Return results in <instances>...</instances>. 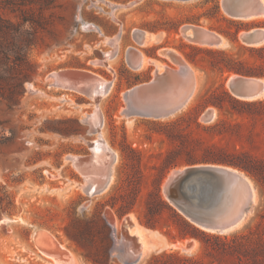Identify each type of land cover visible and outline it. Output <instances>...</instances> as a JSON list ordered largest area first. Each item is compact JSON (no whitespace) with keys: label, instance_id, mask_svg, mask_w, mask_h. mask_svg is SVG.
Masks as SVG:
<instances>
[{"label":"rangeland","instance_id":"rangeland-1","mask_svg":"<svg viewBox=\"0 0 264 264\" xmlns=\"http://www.w3.org/2000/svg\"><path fill=\"white\" fill-rule=\"evenodd\" d=\"M187 24L215 30L229 43H193L181 32ZM256 27L264 28V17L234 18L221 0H0V264H53L37 244L39 230L77 264H103L106 250L107 264H264V95L230 99L224 91L231 93L227 80L235 73L211 62L223 54L194 53L197 64L184 54L192 46L209 47L254 63L256 54L239 36ZM138 29L162 37L140 45ZM130 46L150 64L133 68ZM164 47L176 49L195 70L193 97L166 117L125 115L124 92L156 75L154 59L178 68L160 53ZM58 73L69 86L55 83ZM75 83L79 88L71 87ZM103 87V94H93ZM208 109L212 120L203 117ZM94 154L104 172L111 156L116 160L109 186L91 195L85 188L90 175L102 171L94 164L79 169L72 157ZM229 155L255 169L233 166L251 179L255 198L236 227L206 230L170 202L164 183L175 169L219 164L213 159ZM131 214L154 230L157 243L136 263L126 257L138 244L123 250L113 240L126 233L123 219Z\"/></svg>","mask_w":264,"mask_h":264},{"label":"water","instance_id":"water-1","mask_svg":"<svg viewBox=\"0 0 264 264\" xmlns=\"http://www.w3.org/2000/svg\"><path fill=\"white\" fill-rule=\"evenodd\" d=\"M257 2L259 5L256 4ZM221 4L225 12L234 18L246 19L264 15L263 0H221ZM211 31L218 33V36L212 35ZM181 32L191 42L211 47L222 46L221 41L226 38L215 30H207L206 27L197 24H187L182 27ZM239 37L243 43L250 46L264 44V28H251L242 32ZM160 51L178 67L189 63L176 49L164 47ZM154 60L163 63L159 59ZM168 81V68L165 66L161 73L144 82L145 87H139L138 91L145 90V93H149L157 85L167 86ZM227 84L230 92L240 99L254 100L264 95V78L262 77L235 73L228 78ZM163 97L151 99L154 107L159 109L157 112L145 110L137 113L140 116L160 118L172 115L185 106L180 104L167 109L170 102L166 100L165 95ZM214 116L212 109H208L203 115L206 120H212ZM167 179L164 189L170 202L192 223L210 231L223 233L239 225L245 219L255 198L252 192L248 193L238 211L234 210L231 198L236 190L238 195L241 192L240 181L250 178L231 165L216 163L190 165L177 171L168 179V182ZM140 260L139 256L127 262L136 263Z\"/></svg>","mask_w":264,"mask_h":264},{"label":"bare ground","instance_id":"bare-ground-1","mask_svg":"<svg viewBox=\"0 0 264 264\" xmlns=\"http://www.w3.org/2000/svg\"><path fill=\"white\" fill-rule=\"evenodd\" d=\"M264 2V0H263ZM258 4V2L256 3ZM259 5V4H258ZM264 17V15L259 16V18ZM256 17L246 18L253 19ZM207 30H209L207 28ZM210 32V31H209ZM212 35L218 36V33L211 31ZM135 39L140 45H147L152 42H158L160 41L162 35L155 34L154 32H149L147 30L138 29L134 33ZM121 38V34H117L113 38V43L117 44L118 40ZM222 46L227 45L229 42L226 38L222 39ZM201 45V44H200ZM208 46V45H203ZM113 55V54H111ZM128 60L130 65L133 68L141 69L146 67L148 64H150V59L147 57L144 52L140 51L135 46H130L128 49ZM155 62V60H154ZM157 66V72L161 73L165 66L168 68V84L167 86H159L157 84L156 87L153 88L149 93L139 92V87H145V83L139 84L133 88H130L124 92V97L126 101V106L123 108L122 112L127 116L132 115H140L137 112L149 110L157 112L159 109L155 108L153 103L151 102L152 98H158L163 97L165 95L166 100L170 102V106L168 105L167 109H171L173 107H176L177 105H187L191 98L193 97L195 90L198 86V81L196 77L195 70L193 69L192 65L190 63H184L178 68H174L171 66L164 65L161 62H156ZM159 69H162L159 71ZM68 77H65L63 74L58 73L54 75V81L57 84L63 85V86H69L66 81ZM73 87L79 88V86L75 83L73 84ZM111 85H106V91H109ZM101 90V91H100ZM104 87L100 88L99 90H93V94H103L105 92ZM164 92V93H162ZM92 94V93H91ZM164 98V97H163ZM184 106V107H185ZM100 123V124H99ZM102 123L100 121L97 122L96 125H101ZM110 158V157H109ZM108 158V159H109ZM74 163L79 167V169L86 170L88 167L92 168L93 164L98 167L102 171L100 174H94L90 175V180H88V184L85 186L87 191L91 195H96L99 193H102L105 191V189L109 186L112 178L111 173V167L113 162L116 160L114 156H111V161L108 163V167L105 169L104 172L103 164L98 163V156L97 154H94L92 156H82V157H72ZM183 169V168H182ZM181 169H175L169 174V178L174 176L177 171ZM167 179V182H168ZM167 184V183H166ZM241 192L239 195L237 194V190L234 192L235 195L231 198L232 204H234V210L236 212L241 207L242 202L247 197V194L252 192L253 197H255V189L253 187V183L250 179L248 180H241L240 183ZM110 211H106V216H109ZM112 222V227L114 228V233L116 235L117 233V224L115 223V220L113 218H109ZM130 221V223H128ZM123 227L126 233L123 234L122 238L115 237L116 241V248H120L125 250L126 245L129 247H133L134 244H138L137 249H132L129 251L128 256L126 257L127 260L132 261L135 260L137 257H141L143 259L146 254L149 253V250H153L157 243L151 240L153 238L154 230L145 227L144 225L140 224L137 219L131 214L130 216H126L123 219ZM131 236H136L137 239H130ZM35 238L37 241V244L43 254H45L48 258L52 260L53 264H77L75 258L67 251V249L61 244H59L56 239L52 237L46 230H39L35 234ZM183 246V245H179ZM192 246L191 242H188L186 246H183L184 248H189ZM148 250V251H147ZM146 258V257H145Z\"/></svg>","mask_w":264,"mask_h":264},{"label":"trees","instance_id":"trees-1","mask_svg":"<svg viewBox=\"0 0 264 264\" xmlns=\"http://www.w3.org/2000/svg\"><path fill=\"white\" fill-rule=\"evenodd\" d=\"M240 30V29H239ZM226 36H229L233 41L237 42V37L236 36H231L230 33L227 32H223ZM243 48H245L246 46H242ZM247 49L251 50L254 54H256V59L254 63H251L250 61L246 60H241V59H236L233 58L231 56V54H229L228 52L225 51H220L218 49H214V48H209V47H200V46H192V51L193 52H189V51H184L185 56L187 57V59L192 62L197 64V58L196 55H194V53L200 52V51H206L212 54H223L225 56L224 59H212L211 62L213 63V65L215 66H219L220 69H222V71L224 73H239V74H245V75H251V76H258V77H264V44L263 45H259V46H250V47H246ZM224 93L227 95V97H229L232 100H238L240 101V99H238L237 97H234L231 93H229L227 90L224 91ZM236 157H231L226 156L222 159H213L214 162H217L219 164H229L232 166H236L238 168L244 169L249 171L252 174H255L253 167H251L250 165H248L245 161H240L235 159ZM158 198L161 200V203L163 204L164 207H169V204L164 201L163 199H161V195L158 194ZM188 226H191V224L189 222H186ZM192 227V226H191ZM115 241V239H113ZM111 239H108V241H106V248L109 247V245L111 244ZM104 261L102 262L103 264H107L108 260H109V255L108 252L106 250L105 253V257L103 259Z\"/></svg>","mask_w":264,"mask_h":264}]
</instances>
